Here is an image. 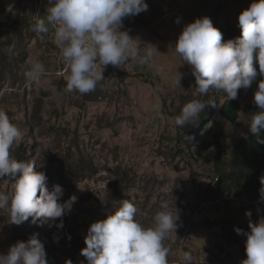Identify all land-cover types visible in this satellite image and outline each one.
Listing matches in <instances>:
<instances>
[{
  "label": "rangeland",
  "instance_id": "1",
  "mask_svg": "<svg viewBox=\"0 0 264 264\" xmlns=\"http://www.w3.org/2000/svg\"><path fill=\"white\" fill-rule=\"evenodd\" d=\"M37 1L0 0V110L23 133L11 156L36 163L49 189L61 185V202L73 195L77 201L62 218L33 223L29 217L19 226L10 223L7 210H0V253L17 241H27L33 229L45 246L48 264H66L69 259L87 264L80 252L89 227L114 214V202L126 199L134 202L136 218L146 227L154 225L162 201L174 214L178 209L176 233L164 241L170 249L169 264H184L185 252L192 256L190 264H241L247 258L245 237L235 228L250 229L248 210L251 221L258 222L264 202L212 198L218 176L213 159L206 150L188 144L193 141L187 138L192 125L175 123L187 103L194 98L207 102L210 94L196 93L192 67L176 53L175 44L184 26L205 16L225 42L239 37L238 17L253 0H146L147 11L123 22L132 27L137 45L157 47L153 65L107 69L96 89L83 95L67 91L66 77L53 74L58 51L50 25L41 40L16 22L19 12L34 20ZM41 2L44 16L49 3ZM34 61L45 68L39 84L26 76ZM259 80L240 89L243 109L256 105ZM228 101L225 94L219 96L220 105ZM213 116L219 126L210 123L208 138L219 128L231 144L250 135L245 112L236 124L217 111ZM11 190L12 181L5 176L0 192ZM61 219L63 228H58Z\"/></svg>",
  "mask_w": 264,
  "mask_h": 264
},
{
  "label": "clouds",
  "instance_id": "2",
  "mask_svg": "<svg viewBox=\"0 0 264 264\" xmlns=\"http://www.w3.org/2000/svg\"><path fill=\"white\" fill-rule=\"evenodd\" d=\"M48 3L44 16L33 15L32 31L43 40L49 25L56 26L55 43L68 73L66 87L69 92L83 95L94 91L105 78L108 65L122 70L130 62L151 66L154 55L159 52L151 44L140 49L136 38L128 30H121L125 18L148 10L146 0H48ZM238 25L241 35L227 42H222V32L207 16L184 26L175 51L192 67L196 93L206 95L214 89L223 92L228 100H234L240 89L250 88L258 76L264 77V0H253L240 13ZM44 74V65L39 61L31 62L26 72L27 79L37 84ZM181 78L179 72L178 83ZM254 103L262 111L251 114L248 127L259 140L264 129V79L258 82ZM209 105L215 106V103L194 98L175 117L176 125L197 124ZM22 137L20 128L0 110V180L7 176L12 181L10 194L0 192V210H7L10 223L18 226L29 217L33 223L62 218L70 213L77 197L73 195L61 202L64 194L61 185L55 184L49 189L47 176L35 170L36 163L18 161L11 156L10 150ZM259 142L264 143V140ZM259 179L260 201L264 202V175ZM114 204V214L92 223L87 231L86 247L80 252L87 264H169L170 249L164 241L171 233H176L178 209L174 214L169 203L162 201L154 215V225L146 227L136 218L134 202L125 199ZM245 215L249 217L251 231L244 233L235 228L238 235H247V258L241 264H264V216L252 222L251 211H246ZM56 227L63 228L62 219ZM191 260L192 256L185 252L184 264H190ZM0 264H48L45 246L34 233L27 241L11 245L7 253H0ZM66 264H73V261L69 259Z\"/></svg>",
  "mask_w": 264,
  "mask_h": 264
},
{
  "label": "trees",
  "instance_id": "3",
  "mask_svg": "<svg viewBox=\"0 0 264 264\" xmlns=\"http://www.w3.org/2000/svg\"><path fill=\"white\" fill-rule=\"evenodd\" d=\"M36 9V6H35ZM16 22L23 24L25 28L32 31V26L35 21L31 15L18 14ZM18 27V26H16ZM52 39L54 42L53 32ZM222 42H225L223 40ZM55 45V44H54ZM258 67V65H257ZM264 79L258 76L257 80ZM210 97L207 102L215 103V106L209 105L201 113L199 122L192 125L188 130V142L190 145H196L201 150H206L208 155L213 159L216 169V187L213 190L212 198L229 201L230 197L234 200L248 199L249 202L260 199L259 189L261 187L260 177L264 175V143L259 141L264 140V129L260 132L258 138L250 133L249 136L241 138L237 143L231 144L222 129L214 131L210 138L207 136L212 132L210 123H219L214 119V112L217 111L230 123L236 124L241 121V113L251 117L252 113L262 111L257 105L242 108L240 100L237 97L234 100H229L227 103L220 105L219 96L223 92H216L214 89L209 90ZM240 90L238 91V96ZM250 121V120H249ZM202 138H200L201 134ZM189 145V146H190ZM243 202V201H242ZM264 211V206L262 207ZM244 233H248L251 229H242ZM30 234L35 231L29 229ZM245 242L243 245V254L246 256V240L247 235H244Z\"/></svg>",
  "mask_w": 264,
  "mask_h": 264
},
{
  "label": "built area",
  "instance_id": "4",
  "mask_svg": "<svg viewBox=\"0 0 264 264\" xmlns=\"http://www.w3.org/2000/svg\"><path fill=\"white\" fill-rule=\"evenodd\" d=\"M41 1L42 0H38L37 1V4L40 3ZM50 28L53 31L56 28V26L55 25H50ZM121 30H128L129 31V34L131 36L133 34L132 27L127 22H123V28ZM137 46L140 49H142V50L145 49V47H143L142 45H137ZM129 64H133L135 66H144V67H148L149 66V65H141V64L136 63V62H130ZM152 65H153V63H152ZM56 69H61V72L63 73V75H61V76H67L68 75V73H67V71L65 69V63H64V61L62 59V54H61V51H60V48L59 47H58V53H57V58H56ZM107 69H114L115 70L117 68H114L112 65H108L105 70H107Z\"/></svg>",
  "mask_w": 264,
  "mask_h": 264
},
{
  "label": "bare ground",
  "instance_id": "5",
  "mask_svg": "<svg viewBox=\"0 0 264 264\" xmlns=\"http://www.w3.org/2000/svg\"><path fill=\"white\" fill-rule=\"evenodd\" d=\"M42 9H43V3L41 2L40 5L39 4L36 5V9L34 11V13H35L34 15L38 14V15L42 16ZM52 32H53V35H54V43H55V29ZM55 46H56V49L58 51V46L56 45V43H55ZM58 72H61V69H56V67H55V70L53 71V74L55 76H61V75H57ZM61 77H66V76H61ZM243 200H245V199H243ZM254 202H256V204H257L258 201L256 200Z\"/></svg>",
  "mask_w": 264,
  "mask_h": 264
},
{
  "label": "water",
  "instance_id": "6",
  "mask_svg": "<svg viewBox=\"0 0 264 264\" xmlns=\"http://www.w3.org/2000/svg\"><path fill=\"white\" fill-rule=\"evenodd\" d=\"M26 11V8H25V6L23 7V12H25ZM10 16H11V14H10Z\"/></svg>",
  "mask_w": 264,
  "mask_h": 264
}]
</instances>
